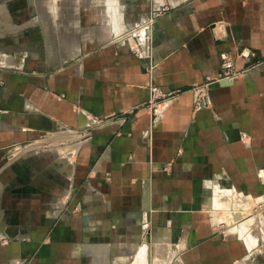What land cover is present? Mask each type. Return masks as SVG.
<instances>
[{
	"label": "crops",
	"instance_id": "obj_1",
	"mask_svg": "<svg viewBox=\"0 0 264 264\" xmlns=\"http://www.w3.org/2000/svg\"><path fill=\"white\" fill-rule=\"evenodd\" d=\"M14 1L0 43L32 46L0 51V264H132L146 228L181 264H264V0Z\"/></svg>",
	"mask_w": 264,
	"mask_h": 264
},
{
	"label": "rangeland",
	"instance_id": "obj_2",
	"mask_svg": "<svg viewBox=\"0 0 264 264\" xmlns=\"http://www.w3.org/2000/svg\"><path fill=\"white\" fill-rule=\"evenodd\" d=\"M106 1L109 2V4L111 5L112 0H106ZM60 2L62 3L63 0H55V5L58 4V3H60ZM70 2H74V3L76 2V3H78L79 0H70ZM21 3H22V1L15 0L14 3H13V6H16L17 8H19V6H21ZM116 12L118 14H116ZM124 13H125V10L124 9H121L120 8L117 11V10H115L113 8L111 10V8H110L109 9V14L110 15H109V18H108L109 21L103 19L102 22H104V24H105L106 21L107 22H111V17L113 19L114 18L116 19V16L117 17L119 16L120 21H121V19L124 17ZM120 21H119L120 29L124 27V32H125V30L126 29L128 30V28H127V26H125V24H121ZM107 22H106L105 25H108L109 26L111 23H107ZM143 27H144V25L142 26V24L141 25H138V27H137V28H139V32L138 33H141L140 38L138 36H134V37L131 38V39H133V41L136 44H138L139 40H140V42H145L144 40H142L143 38L145 39V35H146L145 34L146 33V29L144 28L145 30H142ZM34 29H35V31H34L33 36L35 38H37V36H38L39 39H40V37L43 39L44 37H46V34L48 33V28L46 26H44L42 23H39L37 26L34 27ZM59 29H61V28H58V30ZM74 29H75V31H77L76 28H74ZM53 32H57V31L54 30ZM13 33L14 32H6L3 36H1L3 38L6 37V39H7L6 41H4V43H0V51H1V53H3V54L4 53H7L5 51V49H7V50H10L8 53H13L15 55L16 53H19L21 51L23 52L24 50H28V49H24V46H26L27 44L32 46L31 41H29V42H26V41L17 42V41H15V39L13 37ZM142 36H143V38L141 39ZM146 43L148 44V41ZM34 44H36V43H34ZM39 44H40V47H41V45H42L41 42ZM43 44H45V43L43 42ZM31 46L29 47V49L31 48ZM21 47H22V49H20ZM4 62L5 61H3V63ZM21 145H23V146H21ZM21 145H18V148H19V146L20 147H25V144H21ZM62 203H65V205H68L69 204V199H65V201H63ZM75 209H78V203L76 204ZM238 219H236L233 222V224H231V229L233 231L236 230L240 234L244 235L245 240L249 243V241L247 240V238L245 236L246 234H253V236H256L257 237L256 232L253 233V231H250L252 229L251 228V225L252 226L254 225V222L252 223V221H254V218H249V219L243 220V221L242 220L237 221ZM248 220H250V222ZM241 222H242L241 225H245L247 227V230L250 231V233H247V231H242V228L240 227L241 225H238ZM238 227H239V229L242 232L239 229H236ZM249 244H253V242H251ZM161 245L162 244H158L157 245V243H155V244L154 243H151V238L149 237V231L146 228V230L141 235H139V238L137 240V249L135 251L136 252V254H135L136 255L135 256L136 258L134 260V263H132V264H181V261L180 260L175 261V255H174L175 253H174V249L171 248L172 246L169 247V246L163 244V246H166L168 248H162L161 249L160 248ZM151 259H152V263H151Z\"/></svg>",
	"mask_w": 264,
	"mask_h": 264
},
{
	"label": "built area",
	"instance_id": "obj_3",
	"mask_svg": "<svg viewBox=\"0 0 264 264\" xmlns=\"http://www.w3.org/2000/svg\"><path fill=\"white\" fill-rule=\"evenodd\" d=\"M145 29H146V35H145V39L144 41L148 43H150V40H151V37H152V25L149 23L145 26ZM220 56H221V66H222V69H221V72H220V76L221 77H226V78H234L240 71L238 70H235V67H234V55L229 52V51H222L220 53ZM200 96L197 97V103L198 105H202L203 101H205L206 103H210L208 98H207V95L205 92H200ZM124 120L126 118H123Z\"/></svg>",
	"mask_w": 264,
	"mask_h": 264
},
{
	"label": "bare ground",
	"instance_id": "obj_4",
	"mask_svg": "<svg viewBox=\"0 0 264 264\" xmlns=\"http://www.w3.org/2000/svg\"><path fill=\"white\" fill-rule=\"evenodd\" d=\"M249 219V218H248ZM237 221H239V220H237ZM249 222H250V220H248ZM252 223H253V221H252ZM242 224V222L240 223V224H238V225H241ZM250 224V223H249ZM248 225V224H247ZM249 226V225H248ZM241 228H242V231H246L247 230V227L245 226V225H241L240 226ZM246 228V229H245ZM236 229H239V227L238 228H236ZM240 230V229H239ZM241 231V230H240ZM241 231V232H242ZM247 233H250L249 231H247ZM247 238L248 237H250V238H252L253 237V234H246L245 235ZM256 241V240H255ZM142 248V247H141ZM143 251V250H142ZM144 253V252H143Z\"/></svg>",
	"mask_w": 264,
	"mask_h": 264
}]
</instances>
